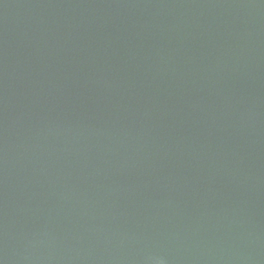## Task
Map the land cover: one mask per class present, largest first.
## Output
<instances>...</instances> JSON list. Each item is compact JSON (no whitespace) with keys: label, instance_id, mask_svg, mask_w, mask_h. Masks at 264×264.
<instances>
[{"label":"water","instance_id":"1","mask_svg":"<svg viewBox=\"0 0 264 264\" xmlns=\"http://www.w3.org/2000/svg\"><path fill=\"white\" fill-rule=\"evenodd\" d=\"M0 264H264V0H0Z\"/></svg>","mask_w":264,"mask_h":264}]
</instances>
